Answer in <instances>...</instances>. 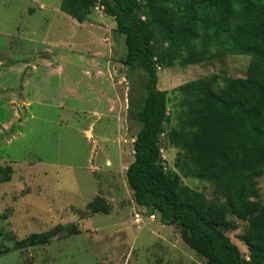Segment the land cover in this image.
Wrapping results in <instances>:
<instances>
[{"label":"rangeland","instance_id":"rangeland-1","mask_svg":"<svg viewBox=\"0 0 264 264\" xmlns=\"http://www.w3.org/2000/svg\"><path fill=\"white\" fill-rule=\"evenodd\" d=\"M60 2L0 0V264H207L178 226L163 225L134 202L126 169L139 123L127 117V98L130 84L140 89L143 77L129 79L119 61L126 46L113 33L114 19L98 6L77 23ZM249 62V54L220 50L196 63L157 68L168 112L162 159L182 184L208 197L211 183L182 174L176 164L183 150L166 138L181 125L174 90L211 74L245 77ZM258 186L264 202V174ZM96 196L107 213L87 209ZM228 218L238 227L227 233L248 258L240 239L245 222ZM59 223H75L77 233L66 227L49 243L15 246Z\"/></svg>","mask_w":264,"mask_h":264},{"label":"trees","instance_id":"trees-1","mask_svg":"<svg viewBox=\"0 0 264 264\" xmlns=\"http://www.w3.org/2000/svg\"><path fill=\"white\" fill-rule=\"evenodd\" d=\"M97 4L114 19L113 33L126 46L119 61L129 79L135 73L143 77L140 89L130 84L127 98V117L139 123L126 169L134 202L153 218L158 214L163 225L178 226L181 239L207 264H263L264 202L258 184L264 174V0H61L59 9L83 22ZM220 50L249 54L246 76L211 74L178 85L181 125L166 137L183 150L184 159L176 164L180 172L211 183L208 197L182 184L162 159L168 112L157 68L196 63ZM3 171L8 180L10 168ZM87 209L107 213L108 205L96 196ZM228 216L245 222L240 239L248 258L227 233L238 227ZM66 227L77 233L75 223H59L15 246L49 243Z\"/></svg>","mask_w":264,"mask_h":264},{"label":"crops","instance_id":"crops-1","mask_svg":"<svg viewBox=\"0 0 264 264\" xmlns=\"http://www.w3.org/2000/svg\"><path fill=\"white\" fill-rule=\"evenodd\" d=\"M72 19H74V18H72ZM76 22L78 23V21L76 20ZM82 56V55H81ZM97 73H99V74H101V75H103L104 73L102 72V73H100V72H97ZM100 96V98L102 97V98H104V97H107L106 99L107 100H111V98L110 97H108V96H106V94L103 92H101L100 94H99ZM107 100H106V102H107Z\"/></svg>","mask_w":264,"mask_h":264},{"label":"built area","instance_id":"built-area-1","mask_svg":"<svg viewBox=\"0 0 264 264\" xmlns=\"http://www.w3.org/2000/svg\"><path fill=\"white\" fill-rule=\"evenodd\" d=\"M98 6H100V8H103L101 5H99V4H97V5H95L94 6V8H96V9H99V7ZM151 217L153 218L154 216L153 215H151Z\"/></svg>","mask_w":264,"mask_h":264}]
</instances>
